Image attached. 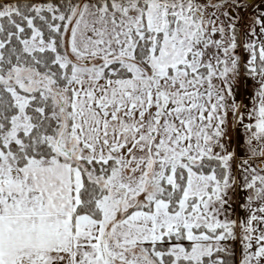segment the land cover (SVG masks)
Here are the masks:
<instances>
[{
    "label": "snow or ice",
    "instance_id": "6c2138e0",
    "mask_svg": "<svg viewBox=\"0 0 264 264\" xmlns=\"http://www.w3.org/2000/svg\"><path fill=\"white\" fill-rule=\"evenodd\" d=\"M0 264H264V0H0Z\"/></svg>",
    "mask_w": 264,
    "mask_h": 264
},
{
    "label": "crops",
    "instance_id": "0c3cea01",
    "mask_svg": "<svg viewBox=\"0 0 264 264\" xmlns=\"http://www.w3.org/2000/svg\"><path fill=\"white\" fill-rule=\"evenodd\" d=\"M251 90V86L249 85V91ZM245 92L243 89H241V96H240V100L245 102V103H250V101H244V96H245Z\"/></svg>",
    "mask_w": 264,
    "mask_h": 264
}]
</instances>
